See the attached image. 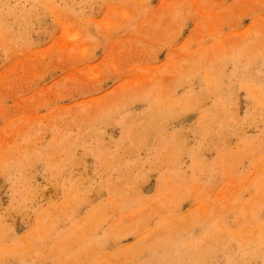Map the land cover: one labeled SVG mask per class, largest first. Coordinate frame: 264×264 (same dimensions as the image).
Segmentation results:
<instances>
[{
  "label": "rangeland",
  "instance_id": "374dc122",
  "mask_svg": "<svg viewBox=\"0 0 264 264\" xmlns=\"http://www.w3.org/2000/svg\"><path fill=\"white\" fill-rule=\"evenodd\" d=\"M262 46L264 0H0V162L32 145L58 164L70 149L55 143L58 134L75 143L95 131L74 145L76 163L61 177L49 181L44 162L29 172L42 189L37 207L60 205L71 179L85 201L80 214H59L50 238L94 210L108 212L96 235L111 231V239L98 256L116 264H128L134 249L142 257L141 244L169 232L190 242L191 220L217 227L228 213L236 230L249 218L241 204L264 200L259 155L243 143L264 142V120L247 117L255 84L264 85ZM216 98L243 120L244 134L228 136L225 147L242 154L228 162L207 149L189 153L193 129ZM190 101L197 108L187 111ZM151 106L158 118L143 114ZM21 187L0 176V215L26 236L36 211L8 210ZM194 233L208 235L199 227ZM58 257L35 264H58Z\"/></svg>",
  "mask_w": 264,
  "mask_h": 264
},
{
  "label": "bare ground",
  "instance_id": "6f19581e",
  "mask_svg": "<svg viewBox=\"0 0 264 264\" xmlns=\"http://www.w3.org/2000/svg\"><path fill=\"white\" fill-rule=\"evenodd\" d=\"M215 100L213 106L202 115L199 125L193 129L196 134V146L189 150V153L191 156H196L200 154L198 152L207 149V152H217L225 162H228L232 156L225 153V147L229 146L230 141L227 137H241L244 134L243 120L230 111L226 100L220 98ZM252 100L255 102L254 111L252 114H247V117L251 123L255 124L257 118L264 120V85L255 84ZM196 104L190 101L187 111L196 109ZM155 109L151 106L143 114L158 118L161 114H158ZM149 126L153 127L151 124ZM94 134L95 131L87 130L75 140V143L72 142L74 140L69 134H58L59 138L55 143L70 147L69 151L63 152L64 157L59 159L58 164L50 162L46 152L48 149L44 150L32 145L23 146L27 150H23L9 160L0 162V176L4 181L9 182L11 178L12 184H22V187L14 193L18 197L17 202L8 210H14L16 215H23L28 208L36 211L34 224L26 236L18 235L15 222L6 223L0 215V264H35L37 263L36 257L43 263L52 260L54 253L59 255L56 259L58 264H116L110 256H105V254L98 256L101 252H105L103 250L111 239V231L103 232L102 238L96 235L100 223L109 217L108 212L94 210L84 218H80L72 231L63 230V233H58L56 239V236L50 238L56 227L59 229L58 224L61 220L59 214L64 216L80 214L85 201L82 194L75 193L77 181L71 179L68 181L71 192L66 195L60 205L50 210L37 207V198L42 193V189L35 185L34 176L29 172L34 170L39 162H44L52 172L49 181L61 177L71 164L76 163L71 154L74 145H82L87 136H94ZM243 140L246 150L259 155L258 169L264 172V142L257 137H243ZM172 141L173 139H169L166 145ZM241 154L233 155L232 159ZM260 187L264 188V183ZM73 195L79 198L71 202ZM241 208L248 211L246 214H249V218L247 221H239L240 228L236 230H232L233 221L230 220L228 213L217 227L216 222L210 219L191 220L189 227L193 239L190 242H178V237L173 239L171 232L166 236L159 235L160 239L152 243L153 245L148 247L146 244L140 245L138 249L143 250L142 257L135 255V249L131 253L127 251V255L131 256L128 264H186L185 256L187 255L192 261H198V264H264V200H253L251 203L241 204ZM197 227L205 228L208 235L201 237L199 233L195 234L194 230ZM44 235L46 239H50L53 253L48 249L47 241L43 239ZM85 238L87 241H84ZM76 244L79 247L72 249ZM186 244L188 245L187 250L184 248ZM89 255L93 257L89 258Z\"/></svg>",
  "mask_w": 264,
  "mask_h": 264
}]
</instances>
